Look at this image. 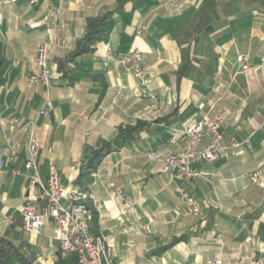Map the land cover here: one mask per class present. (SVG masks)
<instances>
[{
    "label": "crops",
    "instance_id": "crops-1",
    "mask_svg": "<svg viewBox=\"0 0 264 264\" xmlns=\"http://www.w3.org/2000/svg\"><path fill=\"white\" fill-rule=\"evenodd\" d=\"M107 12L113 14L106 41L63 77L55 61L74 50L88 18ZM42 44L50 84L30 88L27 75L39 72ZM105 45L117 53L141 51L147 84L113 62L103 65ZM239 55L251 65L245 73L238 70ZM262 64L264 0H62L56 21L47 17L45 2L0 4V237L12 225L1 214L16 209L22 195L37 194L30 179L43 182L48 163L63 186H74L85 145L111 141L120 127L144 121L148 130L107 155L87 184L98 232L111 246L109 264H247L256 258L264 264ZM46 99L52 109L38 116ZM204 116L222 120L225 140L241 147L215 163L196 164L200 175L193 180L162 172L163 158L184 149L183 128ZM30 129L40 145L37 172L12 178L9 158L14 153L23 160ZM148 151L157 157L146 159ZM183 192L199 203L198 216L187 212ZM52 231L47 222L37 238L26 233L38 248L34 254L44 255L38 264L58 262ZM46 238L55 244L42 243Z\"/></svg>",
    "mask_w": 264,
    "mask_h": 264
},
{
    "label": "built area",
    "instance_id": "built-area-1",
    "mask_svg": "<svg viewBox=\"0 0 264 264\" xmlns=\"http://www.w3.org/2000/svg\"><path fill=\"white\" fill-rule=\"evenodd\" d=\"M18 0H1L0 4H12ZM30 7L40 2L47 4V17L56 21L60 15L62 0H25ZM141 33L136 30V36ZM49 52L48 46L42 44L37 49L36 65L38 73L27 75L28 87L43 86L50 84V72L48 69ZM238 70L245 73L251 69L248 59L239 55L236 59ZM109 62L120 66L124 71L135 79L141 86L147 84L145 77L143 53L138 49H131L126 53H117L110 45L104 46L102 63ZM264 70V64L261 65ZM117 95L115 99L119 98ZM52 109V103L46 99L38 111V116L45 115ZM222 120L209 119L204 116L198 121L187 124L180 139L185 146L176 154H169L162 160V172L169 173L178 179L193 180L200 175L194 168L198 163L211 164L217 162L228 150L239 149L243 143L226 141L221 131ZM244 143L248 144V141ZM39 141L34 135L33 129L28 133L26 153L23 160L17 154L9 158V173L12 178L22 176V172H37V158L39 154ZM158 153L154 151L145 152L148 160H153ZM258 173L249 177L251 183L258 180ZM30 185H37L35 196L22 195L19 206L9 213H2L3 222L12 224L17 217H21V229L30 237L37 238L47 222L53 224L52 240L57 243L55 254L60 261H66L74 257L76 264H109L111 246L107 238L99 232L97 236L91 232V213L94 208V197L79 185L70 187L63 186L60 175L52 163H48L46 179L38 181L35 176L30 179ZM181 197L186 204L187 212L192 216H198L200 207L197 200L188 193H182ZM146 231H149L146 229ZM36 260L44 258L35 254ZM199 264H222L220 260L206 261ZM247 264H263L261 258L251 260Z\"/></svg>",
    "mask_w": 264,
    "mask_h": 264
},
{
    "label": "trees",
    "instance_id": "trees-1",
    "mask_svg": "<svg viewBox=\"0 0 264 264\" xmlns=\"http://www.w3.org/2000/svg\"><path fill=\"white\" fill-rule=\"evenodd\" d=\"M120 2V0H118ZM113 12H107L97 17L88 18L85 21L82 36L77 39L75 48L65 57L57 59V71L63 77L68 76L72 71L71 65L74 68L79 66L77 60L83 56L93 53L96 44L105 42L111 31V17ZM185 66V65H184ZM179 72V76L183 75L184 67ZM100 75H93L92 79L100 78ZM149 124L144 121H138L133 126H123L118 129L115 138L111 141H98L95 146L85 145L82 149L78 175L75 183L83 189H87V184L92 175L96 172L103 159L125 147L136 142L138 135L148 130ZM91 232L93 235H98L97 214L94 209L91 213ZM22 226L21 217H17L5 236L0 237V264H38L35 254L32 252L31 246L28 244L27 237L20 230ZM56 264H76L74 257L68 258L66 261H60Z\"/></svg>",
    "mask_w": 264,
    "mask_h": 264
},
{
    "label": "rangeland",
    "instance_id": "rangeland-1",
    "mask_svg": "<svg viewBox=\"0 0 264 264\" xmlns=\"http://www.w3.org/2000/svg\"><path fill=\"white\" fill-rule=\"evenodd\" d=\"M20 230L23 231L21 228H20ZM23 234H24L25 237H28V236L26 235V232H25V231H23ZM44 242H45V243H44ZM42 243H44V244H46V245H48L49 243H53V244H55L54 242H51L48 238L43 239V240H42ZM34 251H38V248H36V247L33 248V247H32V252L34 253ZM40 254H41V256H44L43 253H40Z\"/></svg>",
    "mask_w": 264,
    "mask_h": 264
}]
</instances>
